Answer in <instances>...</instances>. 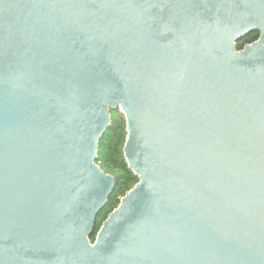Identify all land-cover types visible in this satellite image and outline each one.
I'll list each match as a JSON object with an SVG mask.
<instances>
[{"label": "water", "instance_id": "obj_1", "mask_svg": "<svg viewBox=\"0 0 264 264\" xmlns=\"http://www.w3.org/2000/svg\"><path fill=\"white\" fill-rule=\"evenodd\" d=\"M0 264H264V0H0Z\"/></svg>", "mask_w": 264, "mask_h": 264}, {"label": "trees", "instance_id": "obj_2", "mask_svg": "<svg viewBox=\"0 0 264 264\" xmlns=\"http://www.w3.org/2000/svg\"><path fill=\"white\" fill-rule=\"evenodd\" d=\"M259 36V32L251 34L238 45L239 49L242 50L245 45L256 42ZM116 116L121 118V122L118 123L116 121ZM123 122L124 117L120 112L112 113V126L101 141L98 165L109 166L112 169L115 173L116 187L109 199L108 205L98 216L97 229L95 236L91 239L92 242L95 241L97 233L108 216L119 207L121 199L139 182L138 178L129 170L124 158L123 150L127 134L124 132Z\"/></svg>", "mask_w": 264, "mask_h": 264}, {"label": "rangeland", "instance_id": "obj_3", "mask_svg": "<svg viewBox=\"0 0 264 264\" xmlns=\"http://www.w3.org/2000/svg\"><path fill=\"white\" fill-rule=\"evenodd\" d=\"M123 117H124V115H122ZM116 121L119 123V122H121V118L120 117H118V116H116ZM124 124H123V127H124V132L127 134V126H126V121H125V118H124V122H123ZM100 167L107 173V174H109V175H111V176H113V177H115V173L112 171V169L109 167V166H101L100 165ZM129 193V192H128Z\"/></svg>", "mask_w": 264, "mask_h": 264}]
</instances>
